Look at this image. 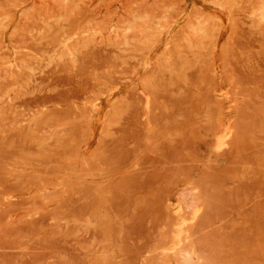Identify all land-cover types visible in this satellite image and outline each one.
<instances>
[{
	"label": "rangeland",
	"instance_id": "rangeland-1",
	"mask_svg": "<svg viewBox=\"0 0 264 264\" xmlns=\"http://www.w3.org/2000/svg\"><path fill=\"white\" fill-rule=\"evenodd\" d=\"M0 264H264V0H0Z\"/></svg>",
	"mask_w": 264,
	"mask_h": 264
}]
</instances>
